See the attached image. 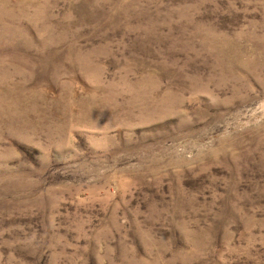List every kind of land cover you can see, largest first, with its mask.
Segmentation results:
<instances>
[{"label":"rangeland","instance_id":"rangeland-1","mask_svg":"<svg viewBox=\"0 0 264 264\" xmlns=\"http://www.w3.org/2000/svg\"><path fill=\"white\" fill-rule=\"evenodd\" d=\"M0 264H264V0H0Z\"/></svg>","mask_w":264,"mask_h":264}]
</instances>
